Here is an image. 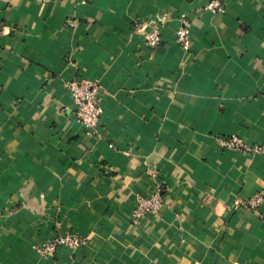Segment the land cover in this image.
Returning <instances> with one entry per match:
<instances>
[{"label":"crops","instance_id":"crops-1","mask_svg":"<svg viewBox=\"0 0 264 264\" xmlns=\"http://www.w3.org/2000/svg\"><path fill=\"white\" fill-rule=\"evenodd\" d=\"M207 2L0 0V264H264V0ZM162 14L148 48L135 25ZM71 78L101 85L97 134ZM65 232L83 243L36 253Z\"/></svg>","mask_w":264,"mask_h":264},{"label":"built area","instance_id":"built-area-1","mask_svg":"<svg viewBox=\"0 0 264 264\" xmlns=\"http://www.w3.org/2000/svg\"><path fill=\"white\" fill-rule=\"evenodd\" d=\"M225 0H208L205 9L213 14L224 12ZM166 15H158L152 18L150 22L137 23L135 30L144 33L145 45L148 48H154L160 43V35L165 25ZM175 42L184 50L189 49L190 31L187 25H179L175 30ZM71 102L73 104V113L77 121L83 124L88 131L96 133L100 123L101 107L99 105L101 85L90 79L71 78L64 82ZM218 144L226 148H241L242 141L235 135L230 137H217ZM248 151H260L262 147H245ZM263 201L262 193H254L243 200H235L234 207L238 209H256ZM163 205V198L159 193L153 192L148 196H137L132 209V216L135 219H141L147 213H157ZM83 243V239L70 232L58 233L50 240L37 243L33 246L36 253L40 256H51L55 253L58 246H65L69 249H75Z\"/></svg>","mask_w":264,"mask_h":264}]
</instances>
